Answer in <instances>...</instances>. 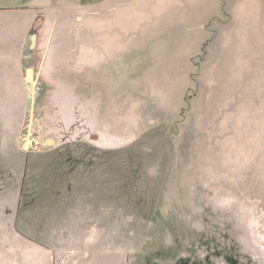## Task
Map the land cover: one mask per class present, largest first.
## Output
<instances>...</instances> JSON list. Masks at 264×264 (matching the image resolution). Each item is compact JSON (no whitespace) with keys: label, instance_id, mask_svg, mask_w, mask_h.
<instances>
[{"label":"rangeland","instance_id":"rangeland-1","mask_svg":"<svg viewBox=\"0 0 264 264\" xmlns=\"http://www.w3.org/2000/svg\"><path fill=\"white\" fill-rule=\"evenodd\" d=\"M172 1L0 30V264H264V0Z\"/></svg>","mask_w":264,"mask_h":264},{"label":"crops","instance_id":"crops-1","mask_svg":"<svg viewBox=\"0 0 264 264\" xmlns=\"http://www.w3.org/2000/svg\"><path fill=\"white\" fill-rule=\"evenodd\" d=\"M181 4L172 0H0V24H4L0 30L4 31L2 37L24 39L33 23L38 18L46 16L49 32H54L53 38L56 39L49 52L69 53L78 36L75 23L83 22L84 37L89 39L92 46L93 38H97L101 32L99 36L101 49L107 53H118L121 37L117 33H109L118 22L122 23L120 27L125 31L124 22L139 23L142 20H149L150 17L141 16L156 14L157 7ZM142 11H150L148 13L150 15ZM94 22L101 25L98 26ZM7 44L12 46L14 42L2 41L0 46L6 47ZM0 52L14 53L20 50L4 49Z\"/></svg>","mask_w":264,"mask_h":264},{"label":"water","instance_id":"water-1","mask_svg":"<svg viewBox=\"0 0 264 264\" xmlns=\"http://www.w3.org/2000/svg\"><path fill=\"white\" fill-rule=\"evenodd\" d=\"M35 41V36L32 37V42L34 43ZM27 81L28 83L34 85L35 84V81L33 79V71L32 70H28L27 71Z\"/></svg>","mask_w":264,"mask_h":264}]
</instances>
